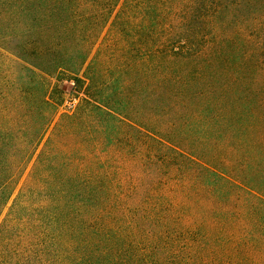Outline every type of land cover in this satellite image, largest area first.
<instances>
[{
    "label": "trees",
    "instance_id": "16d2710c",
    "mask_svg": "<svg viewBox=\"0 0 264 264\" xmlns=\"http://www.w3.org/2000/svg\"><path fill=\"white\" fill-rule=\"evenodd\" d=\"M6 208L47 264H264V0H0Z\"/></svg>",
    "mask_w": 264,
    "mask_h": 264
},
{
    "label": "rangeland",
    "instance_id": "374dc122",
    "mask_svg": "<svg viewBox=\"0 0 264 264\" xmlns=\"http://www.w3.org/2000/svg\"><path fill=\"white\" fill-rule=\"evenodd\" d=\"M67 98H71V84L64 82ZM75 102V101H74ZM74 102L68 101L59 108V113L69 110ZM31 212L26 210L19 214L4 209L0 216L1 226L8 233L6 244L0 246V264H47L51 255L46 238L39 240L33 232L35 223ZM2 228V229H3ZM40 258L41 261H37ZM39 262V263H36Z\"/></svg>",
    "mask_w": 264,
    "mask_h": 264
}]
</instances>
